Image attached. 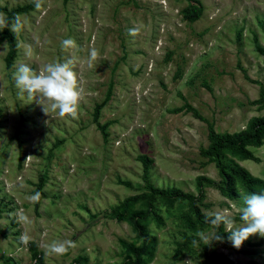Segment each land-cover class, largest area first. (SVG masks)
<instances>
[{"label":"rangeland","instance_id":"obj_1","mask_svg":"<svg viewBox=\"0 0 264 264\" xmlns=\"http://www.w3.org/2000/svg\"><path fill=\"white\" fill-rule=\"evenodd\" d=\"M31 2L0 0V9ZM17 19L22 28L11 25L18 51L9 67L0 43V264H218L213 255L264 264L259 234L239 249L207 247L211 238L197 234L211 237L214 228L195 226L186 200L132 206V213L147 212L144 234L118 208L148 195L149 185L193 196L205 216L225 211L241 223L238 208L248 193L237 184L231 198L221 195L217 169L201 151L207 123L232 134L264 115V102L255 104L264 85V0H44ZM133 27L136 36L129 35ZM67 38L78 47L62 49ZM91 48L99 55L89 68ZM69 59L85 90L78 112L45 115L15 86V68L26 63L39 71ZM185 103L203 121L179 110ZM248 150L253 160L224 154L222 162L245 170L259 182L256 192L264 191V140ZM40 178L42 198L31 201ZM56 240L75 247L50 255L46 246Z\"/></svg>","mask_w":264,"mask_h":264},{"label":"clouds","instance_id":"obj_2","mask_svg":"<svg viewBox=\"0 0 264 264\" xmlns=\"http://www.w3.org/2000/svg\"><path fill=\"white\" fill-rule=\"evenodd\" d=\"M36 9H40L44 0H33ZM7 21L0 14V25H6ZM22 28L21 22L17 19L12 25V30L19 31ZM129 35L136 36L139 29L136 27L128 30ZM5 46L7 43L4 44ZM62 49H74L78 47L72 38L61 41ZM98 50L91 48L87 56L89 68L94 66L98 58ZM15 86L21 94L27 93L28 99L33 100L41 107L45 115L50 112L56 113L59 117H74L78 112V107L84 94V88L80 86L78 74L73 69L71 59L65 62H52L45 64L39 71L33 70L28 64L20 63L13 73ZM41 193L36 192L28 197L31 201H38ZM243 205L238 208L241 223L237 224L225 211H217L205 216V223L219 229L221 225L229 233L228 240L232 246L239 249L243 243L253 235L259 234L264 237V191L252 192L242 196ZM26 219V218H22ZM201 241L219 240L221 237L214 232L211 237L201 231L198 234ZM27 234H22L21 242H27ZM193 245H198L197 240H193ZM75 247L72 240H56L46 246V251L50 255H63Z\"/></svg>","mask_w":264,"mask_h":264},{"label":"trees","instance_id":"obj_3","mask_svg":"<svg viewBox=\"0 0 264 264\" xmlns=\"http://www.w3.org/2000/svg\"><path fill=\"white\" fill-rule=\"evenodd\" d=\"M35 8L34 2H31L29 5L17 7L15 9L7 10L5 8L0 9V13L4 14L5 19L7 21L6 25L2 26V31L0 34V43H7V53L4 59L5 65L9 67L17 56V42L16 38L11 31V25L15 23L17 20V15L26 14L30 10ZM199 11L192 12L191 15H187V18L190 21H194L198 18ZM259 28L261 32L264 34V22L259 23ZM111 85L108 87L107 95L103 102H106L110 97ZM264 102V85H260L259 89V100L256 101L255 104H262ZM100 106H95V115H97ZM179 110H185L186 112H190L195 118L203 121V119L199 116L197 111L192 108L188 104H184V106ZM178 110V111H179ZM96 117V116H95ZM97 118H95L96 122ZM101 132H104L106 129V125H98L97 126ZM207 140L208 146L205 150L201 151V154L207 158L217 169L218 175L220 177L221 185L217 188L221 195L226 198H231L234 195V188L238 184L240 185L245 192L252 193L256 192V188L258 186V181L252 178L245 170L238 168L236 166H227L222 162V155L229 154L231 157L239 159V160H253V156L251 152L248 150L250 147H260L264 140V115L258 118L251 119L245 126V128L239 132H235L232 134L223 133L218 134L214 131V128L211 124L207 123ZM140 159H145V157H140ZM202 181L209 182L214 184L212 181L199 178L198 184L201 185ZM43 180L40 178L38 183L36 184L35 191L42 192L43 188ZM148 195H137L133 197L126 198L118 208L122 210L125 215L128 217L129 222L132 225L133 230L136 233L144 234V225L147 221V212L146 211H136L131 212L129 209L137 203H150L156 197L165 198L168 202L174 199L186 200L189 204V207L194 213L195 218V226L200 227H209L212 226L210 224L205 223V215H203L197 205V201L193 196L183 194L181 191L173 190L168 195L160 190H155L149 185L147 186ZM42 198V193L40 199ZM39 199V200H40ZM36 201V202H39ZM149 206V205H148ZM187 222L190 226H193V223L187 219ZM213 227V226H212ZM214 228V227H213ZM214 232L218 233L221 237L219 240H211L207 247L212 245H221L223 247H231L232 244L228 240V235L224 230V226L221 225L219 229L214 228ZM144 236V235H143ZM208 249V248H207ZM205 248V250H207ZM218 264H231V262L224 257L223 255H213L212 257Z\"/></svg>","mask_w":264,"mask_h":264}]
</instances>
